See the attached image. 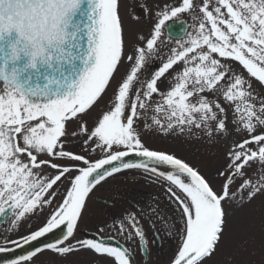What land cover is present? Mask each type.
Listing matches in <instances>:
<instances>
[{
	"label": "snow or ice",
	"instance_id": "1",
	"mask_svg": "<svg viewBox=\"0 0 264 264\" xmlns=\"http://www.w3.org/2000/svg\"><path fill=\"white\" fill-rule=\"evenodd\" d=\"M122 5L127 9L126 0H0V217L10 214V228L18 229L52 208L42 226L7 243L19 248L63 230L55 243L6 264H34L45 251L91 254L100 264H138L140 256L149 264L146 215L153 243L177 238L167 264H220L234 210L257 199L264 264V0H142L150 29L147 36L136 30L131 46ZM127 15L141 23L140 15ZM114 81L106 110L89 126L85 117ZM148 132L223 143V162L206 176L148 147ZM76 142L79 152L70 147ZM132 156L142 159H126ZM133 169L168 182L176 219L159 201L147 213L132 205L100 235L76 240L89 199ZM12 250L0 244V253Z\"/></svg>",
	"mask_w": 264,
	"mask_h": 264
},
{
	"label": "rangeland",
	"instance_id": "2",
	"mask_svg": "<svg viewBox=\"0 0 264 264\" xmlns=\"http://www.w3.org/2000/svg\"><path fill=\"white\" fill-rule=\"evenodd\" d=\"M133 1L134 0H126L127 9L132 4ZM160 2H163V0H160ZM172 2H175V0H172ZM127 9H125V7L122 5L121 12L125 14ZM124 18L126 24L128 25L129 22L127 20V15L124 16ZM141 18H142L141 23L137 24L138 26H135L131 31L133 33L134 38H135L136 30L142 31L145 36L148 35L150 29V23H147L148 21L144 19L143 16ZM142 20H146V22H143ZM131 32H130V36H131ZM130 42H129V46H131V44L135 42V39L134 41L133 39L132 41L130 40ZM171 44L174 45L175 43L171 42ZM166 51L167 49H165V52ZM124 72H125V68L122 66L120 68V73L118 74L117 79H119L120 75H122ZM148 74L151 75V72L148 71ZM164 86H165L164 84H161L162 88ZM114 88H115V81L112 84V88L108 90L107 94L96 105V107L93 109L90 115L88 117H85V119L89 121V126H91L92 119L98 116L103 110H106L109 103V98L112 95V90ZM151 115L152 113L151 111H149L147 113L149 122ZM198 135L200 134L198 133ZM145 143L148 147H150L153 150L165 151L176 155L178 158L184 159L193 167L198 168L206 176H213L216 172V169L223 162V152H224L223 143L211 145L208 143L207 139L203 138L202 136L200 139H196L187 134L165 135L160 132H148L145 136ZM70 147L73 151L79 152L81 145L78 144V142H76ZM112 183L118 184L120 185V187H125V188L133 186L137 190L144 191L148 194H155L156 197L159 196L162 197L165 194L167 195V193L164 192H166V187L168 185V182L166 180H163L162 178L156 177L151 173L145 172L142 169L136 171L123 172L121 174L116 175L115 178L109 180L103 186L99 194L101 196H104L108 184H112ZM106 185L107 187L105 188ZM215 186L218 188L219 182H217ZM261 206H262V201L260 199H257L248 208L234 210V215L232 218V226H233L232 240L229 246L227 247V249L225 250V252L220 257L217 258L220 261V264H227L229 257L234 258L232 264H239L240 261H245V260L254 262V264H259L261 258L259 252L261 214L259 212V209L261 208ZM171 207L176 209V206L173 203L172 205L171 204L168 205L169 209ZM97 209L101 214H103L106 211L104 207H98ZM253 209L257 211L253 212ZM163 210L165 212H168L165 207H163ZM253 235H255V240L252 239ZM253 249L257 250L256 255H249V252H251ZM50 257H51L50 263L55 262V264H93L94 261H96L97 264H100L98 258H95L90 254H83V253L71 255L70 260L68 261H66L67 257L60 258L57 256H53L52 258V255H50ZM44 260H46V258H44Z\"/></svg>",
	"mask_w": 264,
	"mask_h": 264
},
{
	"label": "flooded vegetation",
	"instance_id": "3",
	"mask_svg": "<svg viewBox=\"0 0 264 264\" xmlns=\"http://www.w3.org/2000/svg\"><path fill=\"white\" fill-rule=\"evenodd\" d=\"M66 186L61 185L60 191H63V188ZM87 209V208H86ZM52 210L51 207H45L42 212L37 213L36 215L26 219L23 221L18 229H11L9 220L11 219V216L6 220L0 223V244H4L5 246L8 247H14L11 244H8L7 241L10 239H19V236L21 233L24 235L29 234L31 231L36 230L39 226H42V223L45 219V217L48 215V213ZM87 210H85L83 218L80 222L79 228L77 229L75 239L80 240L81 232L84 231H89L91 232L95 237L100 235L98 229H101L100 223H102L101 217L97 218L95 217L92 213H89L88 217L86 218L87 215ZM119 216L118 211H112L110 215L108 216V220H110V223L112 222L111 218ZM86 220L89 226H94L95 229H89L82 226V223ZM1 222V221H0ZM151 232H147L146 235L149 236V248L152 252V256L150 258L149 264H166L168 255L172 254L176 247L173 248L174 246H177V238L175 237H169L165 238L162 241H157L156 243H153L151 240ZM108 235H113V233L109 232ZM83 238V237H82ZM123 242V241H121ZM50 255L55 256L53 253L49 251H45L44 253L40 254L34 261V264H44L46 258L47 264H52L50 263ZM70 260V256L66 258V261ZM138 264H141V257L137 256Z\"/></svg>",
	"mask_w": 264,
	"mask_h": 264
},
{
	"label": "water",
	"instance_id": "4",
	"mask_svg": "<svg viewBox=\"0 0 264 264\" xmlns=\"http://www.w3.org/2000/svg\"><path fill=\"white\" fill-rule=\"evenodd\" d=\"M126 159L140 160V159H142V158L132 156V157H129V158H126ZM164 167H166V166H164ZM47 240H48L47 237H44V238H42V239H40V240L34 242V243L32 244V246L34 247V249H35L36 247H41V246L46 245V244L49 243ZM13 259H14V258H13Z\"/></svg>",
	"mask_w": 264,
	"mask_h": 264
}]
</instances>
